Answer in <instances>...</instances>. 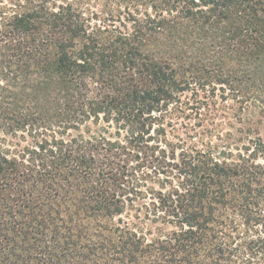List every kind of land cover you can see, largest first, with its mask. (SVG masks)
Masks as SVG:
<instances>
[{"label":"trees","instance_id":"16d2710c","mask_svg":"<svg viewBox=\"0 0 264 264\" xmlns=\"http://www.w3.org/2000/svg\"><path fill=\"white\" fill-rule=\"evenodd\" d=\"M90 1L0 0V264H264V140L167 138L186 92L248 101L264 0ZM128 157L168 190L144 196Z\"/></svg>","mask_w":264,"mask_h":264},{"label":"rangeland","instance_id":"374dc122","mask_svg":"<svg viewBox=\"0 0 264 264\" xmlns=\"http://www.w3.org/2000/svg\"><path fill=\"white\" fill-rule=\"evenodd\" d=\"M3 4H7L6 1ZM89 4L93 8L92 10L99 12L100 7L97 5V1L91 0ZM230 63L228 62L226 65L227 71L236 68L235 62L230 61ZM226 67H224L225 70ZM225 74L227 75L222 78L233 82L231 86H242L241 88L243 89L245 84H247L245 81L240 83L235 81L233 74ZM220 76L217 75L216 79L220 78ZM257 76L258 81L255 82L252 88V94L247 95L243 92L248 96V101L243 104L238 99H234L235 93L226 85L215 84L214 95H212L210 87L206 88L205 91L186 92L182 96L181 101L191 107L182 106L183 109L185 108L184 114L176 112L171 117L172 128H167V138L170 141H176L173 139L174 136L186 142H195L201 148H205L208 145L214 147L217 151L231 152L232 154L237 153L236 149L243 150L251 139L259 137L264 140V67L259 69ZM1 102L2 98H0V108ZM196 108L199 109L197 110ZM5 118L9 122V117L5 116ZM10 119L15 120L18 117ZM14 125L16 126V123ZM14 129L16 128L12 127V133L1 135L4 144L7 147L17 145L24 148L29 138L27 136L24 138V129H16L17 131H14ZM82 130V133H84L85 130ZM71 134L75 133L72 132ZM108 134H111L112 138L115 137L113 129H109ZM126 160H128L127 164L130 166L129 178L137 184L144 196L146 193L149 194L151 190H168L171 177L168 176L166 178L164 175L155 176L150 169L146 168L150 166V163L146 161L140 162L139 165H142V167L138 169V164L133 161L130 162V157ZM259 161L262 160L260 159ZM133 214L132 212L131 216ZM131 220L133 219L131 218ZM166 229L169 230V227L166 226Z\"/></svg>","mask_w":264,"mask_h":264}]
</instances>
